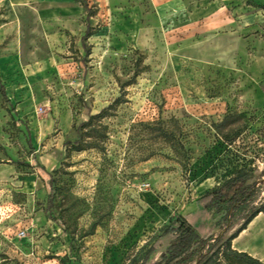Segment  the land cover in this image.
Returning a JSON list of instances; mask_svg holds the SVG:
<instances>
[{
  "label": "rangeland",
  "instance_id": "rangeland-1",
  "mask_svg": "<svg viewBox=\"0 0 264 264\" xmlns=\"http://www.w3.org/2000/svg\"><path fill=\"white\" fill-rule=\"evenodd\" d=\"M86 1L0 0V264H153L264 168V0ZM232 247L264 262V214Z\"/></svg>",
  "mask_w": 264,
  "mask_h": 264
},
{
  "label": "trees",
  "instance_id": "trees-1",
  "mask_svg": "<svg viewBox=\"0 0 264 264\" xmlns=\"http://www.w3.org/2000/svg\"><path fill=\"white\" fill-rule=\"evenodd\" d=\"M79 1L91 16V9L86 0ZM264 8V7H263ZM93 34L92 27L87 26L83 41ZM0 93L3 99L10 103L6 88L0 78ZM122 101L117 99L116 105ZM108 107V108H112ZM110 113L105 109L91 115L82 126L90 124L97 117H106ZM264 162V159H263ZM264 185V168L261 171L240 170L222 184L203 193L196 200V210L185 216L179 215L162 230L161 236L171 237L167 249L161 253L160 259L153 264H210L223 258H235L246 264H264L249 255L239 252L232 247V241L247 229L248 225L260 214H264V201L252 205ZM54 207V193L47 199L46 211L50 214ZM247 211L244 222L230 236L229 231L234 227L238 213ZM220 215L215 222L214 216ZM155 251L151 247L146 253L148 258Z\"/></svg>",
  "mask_w": 264,
  "mask_h": 264
},
{
  "label": "crops",
  "instance_id": "crops-1",
  "mask_svg": "<svg viewBox=\"0 0 264 264\" xmlns=\"http://www.w3.org/2000/svg\"><path fill=\"white\" fill-rule=\"evenodd\" d=\"M77 1V0H76ZM79 3V2H78Z\"/></svg>",
  "mask_w": 264,
  "mask_h": 264
}]
</instances>
